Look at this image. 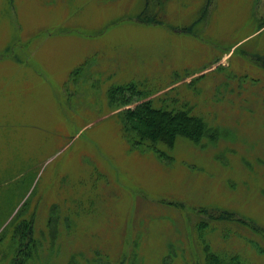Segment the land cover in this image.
Here are the masks:
<instances>
[{
	"label": "rangeland",
	"instance_id": "obj_1",
	"mask_svg": "<svg viewBox=\"0 0 264 264\" xmlns=\"http://www.w3.org/2000/svg\"><path fill=\"white\" fill-rule=\"evenodd\" d=\"M147 101L212 129L146 144ZM21 220L34 264H203L206 224L264 264V0H0V264Z\"/></svg>",
	"mask_w": 264,
	"mask_h": 264
},
{
	"label": "trees",
	"instance_id": "obj_2",
	"mask_svg": "<svg viewBox=\"0 0 264 264\" xmlns=\"http://www.w3.org/2000/svg\"><path fill=\"white\" fill-rule=\"evenodd\" d=\"M163 14H161L162 16ZM159 15V17H161ZM160 19V18H159ZM132 91L134 96L142 95V90L137 83H131L129 85L115 86L111 93H122ZM127 104V103H124ZM125 125L128 132L136 133L140 140H150L153 144L163 145L169 150H173L177 141L181 139H187L195 144L201 143L205 138L206 132L210 131L207 122L203 117L191 115L188 105H184L182 108L173 107H155L151 101L144 102L139 105L135 112H126ZM130 117V118H129ZM129 118V120H128ZM137 121L139 128L129 122ZM210 128V129H209ZM147 139V140H146ZM159 156H168L164 151L155 148ZM206 224V223H204ZM250 226V225H249ZM253 231L257 232L260 236V241L250 240L249 243L254 248L264 255V231H260L258 228L250 226ZM214 226L210 227L206 224L203 227L199 226L198 235L201 239L203 248L204 260L203 264H257L236 253L217 252L209 243V235ZM220 228L221 235L227 237L231 233V229L226 227ZM228 228V227H227ZM36 230L32 220H21L15 227L14 235L12 237L13 244L15 245V255L12 258L10 264H34V260L39 258L40 252L44 248V236L36 235ZM42 235L44 232L41 233ZM135 257V256H132ZM106 257L97 259V263L106 262ZM136 259V258H135ZM135 262V261H134ZM77 264V263H75ZM119 264V262H118ZM121 264H123L121 262ZM134 264V263H133ZM137 264V263H136Z\"/></svg>",
	"mask_w": 264,
	"mask_h": 264
}]
</instances>
